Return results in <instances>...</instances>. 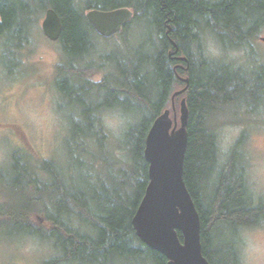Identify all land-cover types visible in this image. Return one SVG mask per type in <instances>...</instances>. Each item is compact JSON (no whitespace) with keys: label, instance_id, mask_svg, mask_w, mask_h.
<instances>
[{"label":"trees","instance_id":"1","mask_svg":"<svg viewBox=\"0 0 264 264\" xmlns=\"http://www.w3.org/2000/svg\"><path fill=\"white\" fill-rule=\"evenodd\" d=\"M121 7L133 12L115 35L123 48L119 54L113 49L105 55L117 70H104L102 79L91 83L90 73L100 67L87 59L94 55L100 35L85 13ZM48 8L56 11L63 26L58 40L62 62L55 84L60 98H68L66 107L60 108L69 111L71 138L80 147L86 140L105 147L108 135L102 112L116 108L134 119L117 143L127 166L111 163L119 170L120 177L114 180L119 193L87 202L83 192L71 190L68 175L57 163L15 151L10 158L13 195L27 194L20 208L0 201V228L6 227L9 235L49 242L59 254L46 264H167L163 254L139 240L131 220L148 183L147 132L164 110L171 112V97L186 86L182 79L187 78L188 86L175 97V104L178 114L182 98L188 108L183 177L199 213L202 253L209 264H240V236L263 222L264 202L255 201L236 146L221 162L217 134L221 121L215 117L219 108L224 112L231 102L242 105V110L248 103V108L261 106L255 112L263 111L264 70L254 66L246 73L237 68V77L233 76L229 63L206 56L203 42L210 36L222 48L248 44L264 22V0H0L2 58L11 48L22 65L32 33ZM134 25L146 30V37L137 42L127 34ZM85 86L96 87L94 95L102 90L87 101ZM0 196L10 198L5 190H0ZM36 213L42 214V224ZM74 220L88 230H80Z\"/></svg>","mask_w":264,"mask_h":264},{"label":"rangeland","instance_id":"2","mask_svg":"<svg viewBox=\"0 0 264 264\" xmlns=\"http://www.w3.org/2000/svg\"><path fill=\"white\" fill-rule=\"evenodd\" d=\"M43 18L44 13L38 20V29L32 33L29 49L23 56V66L11 48L4 58L0 56V190H5L10 197L0 196V201L9 208L22 207L27 194L18 191L13 195L14 175L10 158L15 151H21L34 160L57 163L68 175L67 180L73 185L71 190L83 192L81 196L87 202L96 197L104 200L112 192L119 193L120 186L114 181L120 177L119 170L116 166L111 168V163L115 160L118 167L127 166L126 156L117 143L123 138L125 126L134 119L116 108L102 112V123L108 135L105 147L87 140L80 147L77 140H72L69 111L60 108V105L66 107L68 98H60L55 84L58 66L62 62L60 44L43 35ZM127 34L132 42H137L146 37V30L134 25ZM96 42L94 55L87 61L100 68L90 73L91 83L99 82L104 70H117V65L108 61L105 55L113 49L119 54L123 48L119 36L107 39L98 36ZM203 43L206 56L212 60L232 64L235 69L241 68L246 73L254 66H261L264 70V22L258 27L255 37L240 48H222L210 36H205ZM95 90L96 87L85 86L84 98L91 100L102 89L94 95ZM175 97L171 99L170 117H173V103L179 120ZM234 108L229 107L215 117V121H221L217 131L221 162L236 146L238 153L243 155L250 191L256 202H264V110L255 112L254 109L262 108L253 105L241 111ZM36 214L35 219L42 224V214ZM73 225L80 230H88L78 220H74ZM240 242V264H264V220L256 227L243 230ZM58 254L49 242L9 235L6 227L0 228V264H46Z\"/></svg>","mask_w":264,"mask_h":264},{"label":"water","instance_id":"3","mask_svg":"<svg viewBox=\"0 0 264 264\" xmlns=\"http://www.w3.org/2000/svg\"><path fill=\"white\" fill-rule=\"evenodd\" d=\"M85 17L97 34L108 38L121 32L133 12L125 7L90 9ZM62 28L59 15L48 8L41 22L43 35L50 41H58ZM178 59L187 62L185 57ZM182 81L186 86L174 92L172 100L186 90L188 79ZM172 110V118L170 110H164L147 132L144 158L148 164V183L131 223L139 240L163 254L167 264H209L202 253L199 213L183 177L188 139L185 98L180 101L179 120L173 103Z\"/></svg>","mask_w":264,"mask_h":264},{"label":"flooded vegetation","instance_id":"4","mask_svg":"<svg viewBox=\"0 0 264 264\" xmlns=\"http://www.w3.org/2000/svg\"><path fill=\"white\" fill-rule=\"evenodd\" d=\"M228 67L234 71V73L231 72V74H233V76H236L237 73H236V70H234L235 68L233 67V65H232V64H228ZM236 77H237V76H236ZM243 105L245 106V108H248V103L243 104ZM229 107H232V108H234V107H235V108H238V109H236L235 111H238L239 108H240V109L243 108L242 105H237L236 102H235V103H232V102H231V105L229 104ZM239 111H241V110H239ZM220 112H222V111H221L220 108H219L218 113H220ZM218 113H217V114H218ZM246 115H248V113H247ZM244 119H245V118H244ZM234 120L237 121L236 119H234ZM245 121H248V119L246 118Z\"/></svg>","mask_w":264,"mask_h":264},{"label":"bare ground","instance_id":"5","mask_svg":"<svg viewBox=\"0 0 264 264\" xmlns=\"http://www.w3.org/2000/svg\"><path fill=\"white\" fill-rule=\"evenodd\" d=\"M243 63V62H242Z\"/></svg>","mask_w":264,"mask_h":264}]
</instances>
